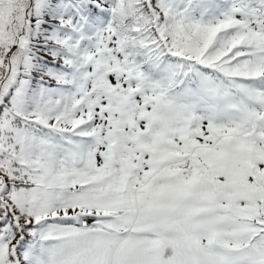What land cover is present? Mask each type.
<instances>
[{
    "label": "snow or ice",
    "instance_id": "1",
    "mask_svg": "<svg viewBox=\"0 0 264 264\" xmlns=\"http://www.w3.org/2000/svg\"><path fill=\"white\" fill-rule=\"evenodd\" d=\"M0 264H264V0H0Z\"/></svg>",
    "mask_w": 264,
    "mask_h": 264
}]
</instances>
